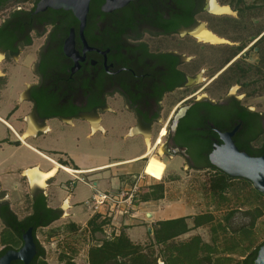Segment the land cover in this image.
<instances>
[{"label": "flooded vegetation", "instance_id": "obj_1", "mask_svg": "<svg viewBox=\"0 0 264 264\" xmlns=\"http://www.w3.org/2000/svg\"><path fill=\"white\" fill-rule=\"evenodd\" d=\"M104 1L94 5L90 2L83 33L74 15L75 24L61 16L54 20L44 17L49 9L33 19V29L27 34L32 37L35 33L42 38L35 53L36 78L26 89L33 113L41 118L81 119L90 126L93 124L98 133L105 129L106 115L124 118L132 123L126 127L127 131L150 135L151 147L157 145L167 158L179 159L180 168L209 175L216 172L211 167L210 154L223 144L220 133L236 128L232 140L240 151L254 157L264 155V113L246 106L232 93L214 100L199 95L201 90L194 91L179 97L171 110L166 107L168 95L188 90L203 79L193 72L197 68L195 57L182 50L186 47L194 52L203 51L209 45L199 40L195 31L204 21L202 15L215 14L212 0H188L183 4L174 0H133L108 12L102 10ZM207 24L205 27L212 31ZM73 30L76 60L64 51L65 41ZM21 34L17 37H27ZM168 40L178 43L179 49L167 47ZM11 43L14 51L0 48L4 60L14 59L22 51L23 44L16 38L3 46ZM32 45L33 41L27 46ZM184 106L189 107L174 126L175 116ZM242 109L249 113L241 115ZM167 116L165 127L161 125L155 132V126ZM163 128L167 130L165 136L161 135ZM160 136L164 141L156 143ZM3 204L0 200V257L8 250H19L29 228L34 236L32 226L26 228L25 223L17 222L27 215H17L18 220H12L17 230L6 229ZM11 264L25 263L15 260Z\"/></svg>", "mask_w": 264, "mask_h": 264}, {"label": "rangeland", "instance_id": "obj_2", "mask_svg": "<svg viewBox=\"0 0 264 264\" xmlns=\"http://www.w3.org/2000/svg\"><path fill=\"white\" fill-rule=\"evenodd\" d=\"M216 1L220 5L228 6L232 12L223 14L209 12L202 15L201 20H204L202 24L206 25L208 23L207 25L212 31L215 29L217 30V33H222V38L226 40L214 45L207 43L209 45L205 47L203 51L200 50L194 52L193 50H187L186 47L185 49L183 48L182 51L184 53L191 54V56L195 57L197 68L194 69L193 72H198L201 79H203L196 86L188 90L168 95L165 102L166 107L171 110L172 107L176 105L179 97H186L194 91L197 92L201 90L199 95L203 94L214 100H218L227 93H232L240 98L241 102L246 106L264 113V90L258 94L250 96L248 93L253 87L251 86L246 89L243 88V82H246L249 79L253 80L257 77L256 71L264 59V41H258L260 35L264 33V0H241V3L238 5L239 9L234 8V6H237L238 0ZM31 7L32 3L28 2L18 4L15 7L4 11L0 14V24L9 16L11 10L15 8L30 9ZM242 11L244 12V14H242L243 17L240 16ZM242 25L245 26L242 27ZM261 30L262 32L256 36ZM37 35L38 34L32 33V46L28 47L21 45L22 51L20 53L21 57H19V61V58L13 60V58L10 57L4 60L3 56L0 59V68L4 71H9L11 81L17 85H22L25 81L31 82L36 78L33 74L34 60L36 58L35 53L42 42V38L37 37ZM166 45L169 48L179 49V44L171 40H168V44ZM240 45H244L241 50L237 49V46ZM242 71H246V77H242L240 76L241 74L237 73ZM14 96L15 95H13V97ZM105 117V123L108 127H114L117 125L121 128L120 124L126 121L124 118H115L111 117V115H106ZM168 118L169 116H167V118H165V120L158 126H155V132L159 126L163 125V127H165ZM75 125L76 126L70 131L65 128L66 132H78L81 133V135H85L89 132L88 125L82 120H76ZM101 136L100 133H97L92 140L95 147L103 146V144H105L103 142L105 139L102 140ZM146 136H148V138H146L145 144L141 139L137 141L132 140L129 142L130 145L127 144L125 150L131 152H143L145 149L148 150L153 144L151 136ZM163 141L164 137L162 138V142ZM106 142L110 147L111 155L116 154V149H118L119 146L116 144L117 141L115 134L110 135L108 139H106ZM121 144L119 142V145ZM94 149L97 152H100L96 148ZM125 150L120 149L119 151L121 154L122 152L127 154ZM154 153L159 155V157L168 164V168L160 181L143 174V177L141 178L143 182L140 181L136 183L139 186L138 190H140L138 197L141 196L142 192L146 190L148 185L153 184V186H159L160 184H163L164 197L159 201L162 210L160 215L162 217H184L186 218L187 225L190 227L188 232L170 240V244L187 242L194 236H199L202 241L207 242L211 247L216 248V251H213V253L206 249L204 252H200V256L207 253H211L213 257L229 255L227 250L225 251V248H228L227 244L232 240V236L234 238V231L240 232V229L248 226L252 222L256 207L264 209V199L257 197L256 194L253 193V184L249 185L240 180L232 181L231 188L225 195L226 199H220L209 191L208 178L210 175L208 172L180 168V160L167 158L163 154L161 147H157ZM146 162L147 158H145L141 164H145ZM1 175L2 171L0 172V176ZM83 177L87 181L92 180V183L94 179H97L100 182L99 189L104 190L110 189L112 187V182L115 179L111 170L98 172L97 177L91 180L88 175ZM69 179H71L70 175L61 169L57 181L64 183L65 180ZM75 181L77 182L75 199L78 198L83 200L85 197L91 195V191L85 187L81 181ZM2 183L7 185L8 189L13 190V180L6 182V178H3ZM0 196H3V193ZM25 198L27 200L29 197L27 196ZM83 205V203H79L76 206L73 205L74 209L72 208L71 212L77 214V212L74 211L77 210L80 213H84L83 217L86 218L87 214L83 210ZM23 206L25 207V203ZM18 212L19 214H23V211L21 210ZM75 213H72L73 216L68 217L67 219L64 216L53 222L50 226L40 228L37 231V239L45 249L44 259L48 264H64V260L61 261L62 257L72 258L76 264H88V251L90 246L100 243L95 236L91 235L89 228L86 226L79 225L80 227L75 230L68 227V224L70 223L69 218L76 221L80 219ZM208 216H212V219L209 220ZM197 217H202V219H200L202 224L195 225L194 218ZM1 227L2 225L0 223V228ZM113 228L116 230V227H114L111 222H108L104 226V229L106 230L104 231V234L102 235L98 233L97 236H99V238H104L118 235L119 233L115 234ZM128 234L132 240L143 242L142 245L145 246L150 244L153 239V233L149 235V228L145 229V226L143 225L131 228ZM237 234L238 235L233 239V242L236 243L234 244L235 246L240 242V245L237 248L241 250L248 244L247 240L250 237L247 235V231L245 233L246 235L240 233ZM252 236L253 240L250 244L251 248L256 247L264 241V211L261 216L255 218ZM155 249L158 251V246L155 247ZM239 250H236V253L229 255L233 260L230 264L242 259L248 252L247 248L238 252ZM181 257L182 259L179 258L180 261H178V264H201L193 248L184 250ZM203 258L205 259V256ZM224 260L225 259H221L217 264H226ZM158 261H162L161 258H159ZM207 263L208 261L204 264Z\"/></svg>", "mask_w": 264, "mask_h": 264}, {"label": "crops", "instance_id": "obj_3", "mask_svg": "<svg viewBox=\"0 0 264 264\" xmlns=\"http://www.w3.org/2000/svg\"><path fill=\"white\" fill-rule=\"evenodd\" d=\"M19 57L21 56H16L13 60H17ZM29 83L25 81L22 85L15 84L10 79V72L0 68V172L2 171L0 195L3 193L0 200L9 203L10 208L22 217L31 213L30 201L34 195L43 192L47 197L48 206L59 209L61 213L59 219L64 216L66 219L73 216L72 213H75L71 212L73 205L83 203V210L87 214L86 218L83 217L84 213L74 210L77 212L75 215L80 219L76 221L69 218V221L78 226L87 227L88 221L96 215L92 207V197L96 191H120L131 188L137 182L142 181L145 164H141V162L144 161V154L147 150L131 152L126 151L125 147L132 140L141 139L146 143V136L134 134L131 130L127 131L125 127L132 125L128 121L120 124L121 128L117 125L108 127L105 124V129L99 132L102 135L101 139H105L103 141L105 144L95 147L92 140L98 132L94 130L93 124L90 126L88 122L82 120L88 125L89 132L85 135L78 132L69 133L68 131L76 126V120L81 119H63L56 116L41 118L33 113L32 103L26 97ZM13 95L15 96L13 97ZM65 128L68 129L67 132ZM114 134L119 147L116 149V154L111 155L106 139ZM119 142L123 145H119ZM120 149H124L127 154L124 152L121 154ZM62 166H67L72 171L69 172ZM61 169L71 177L64 183L57 181ZM107 170H111L115 178L112 187L106 190L99 189L100 182L94 178L97 177L98 172ZM29 171L35 173L33 176L35 180L29 177ZM43 173L49 175L43 180L44 183H40ZM82 175H88L90 180L94 179L93 183L92 180L87 181ZM76 177H80L82 180H78ZM3 178H6V182L13 180V190L8 189L7 185L2 183ZM75 180L81 181L91 191V195L89 194L90 196L83 200L75 199L77 187ZM152 187L153 184L148 185L141 195L147 194ZM139 191L136 193L135 200H138V203L135 202L133 213L118 216L112 223L116 227V230L113 228L115 234L123 230L130 237L128 232L131 228L143 225L145 229L149 228V235H151L156 222L174 218L160 215L162 210L159 201L161 199L142 200L141 196L138 197ZM27 196L29 198L26 200ZM20 210L23 211V214H19ZM104 231L106 230L104 229Z\"/></svg>", "mask_w": 264, "mask_h": 264}, {"label": "trees", "instance_id": "obj_4", "mask_svg": "<svg viewBox=\"0 0 264 264\" xmlns=\"http://www.w3.org/2000/svg\"><path fill=\"white\" fill-rule=\"evenodd\" d=\"M39 0H0V14L12 7H15L18 4L22 3H32V7L30 9H13L9 13V16L0 24V48L4 51H14L15 47L11 45L3 46L4 42H10L11 40L16 38V40L22 42L23 45H31L32 44V37L27 34V32L33 29L32 21L35 17L42 14H34L35 5ZM178 3H185L188 0H174ZM95 2L101 3L103 0H92L91 5H94ZM241 0L237 1V6H234L235 9H239V4ZM93 7L91 6V10ZM243 9V8H241ZM244 12L240 13V16L243 17ZM49 18L51 20L58 19L60 16L64 18H69L71 22L74 24L76 23V19L73 16L71 11H64V10H52L49 9L44 17ZM239 24V23H238ZM242 24V23H241ZM240 24V26H241ZM245 25H242L244 27ZM264 29V28H263ZM262 29V30H263ZM259 31L256 36H258L261 32ZM217 32V30L214 29ZM25 33L27 37L23 38L18 36L17 34ZM219 33V32H218ZM222 34V33H221ZM264 41V34L258 41ZM260 41V42H261ZM244 45L237 46L239 50L243 48ZM18 50H16V53ZM11 55V54H10ZM228 62V61H227ZM241 74L240 76L246 77V71L237 72ZM257 77L253 80H248L244 83L243 88H249L250 92L248 93L250 96L258 94L259 92L264 90V59L262 64L259 66L258 70L256 71ZM241 115H245L249 113L246 109L239 110ZM256 114L257 113H251ZM216 172L209 176L208 178V188L209 191L216 197L220 199H226L225 195L229 191L232 185V181L240 180L246 184L252 185V183L245 179V178H235L231 177L225 172L221 171L215 166H212ZM254 194L257 197L264 199V194L257 191L255 188H252ZM164 197V186L160 184L159 186H153L151 190L144 195H141L140 199L142 200H157L162 199ZM138 200H135L137 202ZM31 203V213L27 215L22 220H18L17 214L10 208L9 203L3 204L2 208L6 214L2 216L3 222L6 225V229H16L15 223L12 220H18L19 224L25 223L26 228L28 226L33 227L34 237L37 244V254L31 264H48L44 257H45V249L37 239V231L40 228H44L50 226L53 222L58 220L61 217V213L59 209L52 208L48 206L47 197L43 192H39L34 195ZM138 203V202H137ZM264 203V200H263ZM264 205V204H263ZM264 209L260 207L255 208V215L253 216L252 222L248 225L240 229L239 231H234L235 235L234 238L237 237V233L242 235H246V231L248 232V236L250 237L247 241L248 244L243 247L248 249L247 254L245 256L236 261L233 264H253L254 260L257 257L258 250L260 246L264 243H260L256 247L251 248V241L253 240V228L255 224V218L261 216L263 214ZM212 216H208L209 220L212 219ZM202 217L194 218L195 225H200L202 222L200 221ZM110 222L109 219L102 218L99 214L94 215L87 224V228L91 235L95 236L96 239L100 241L97 245H92L88 251V264H159V258L164 262V264H178L179 258L182 259V253L184 250L192 249L195 250V254L201 264H204L208 261L207 264H217L218 261L221 259H225L224 261L226 264H230L233 260L230 258V254L236 253L237 248L240 245V242L235 246L232 240L227 244V250L229 255L226 256H212L211 253H207L205 255L200 256V252H204V250H208L209 252L216 251L215 247H211L210 244L201 240L199 236H194L191 240L187 242H181L179 244H170V240L188 232L190 227L187 225L186 218L179 217L167 220H161L155 223V228L152 234V241L148 245H142L141 243H136L131 240V238L124 232L123 230L118 234L112 237H102L99 238L97 236L98 233L104 234V226ZM70 229H78V226L74 222H70L68 224ZM20 233V232H19ZM95 239V238H94ZM159 248L156 251L155 247ZM241 249V250H243ZM239 250L238 252H240ZM205 256V260L203 257ZM178 259V260H177ZM64 260V264H76V262L72 258H65L62 257L61 261ZM223 261V263H224Z\"/></svg>", "mask_w": 264, "mask_h": 264}, {"label": "water", "instance_id": "obj_5", "mask_svg": "<svg viewBox=\"0 0 264 264\" xmlns=\"http://www.w3.org/2000/svg\"><path fill=\"white\" fill-rule=\"evenodd\" d=\"M130 1L133 0H105L102 10L105 12L112 11L125 6ZM90 2L91 0H39L35 5L34 13L43 12L50 8L71 11L79 21L81 33H83ZM64 51L68 56L73 57L75 60L78 59L76 57L78 52L74 48V30L65 41ZM0 55L3 56L2 53ZM188 107L184 106L180 109L179 113L175 116L174 126L177 125ZM235 131L236 128L230 132L220 133L223 144L218 145L211 152L210 162L231 177L249 180L257 191L264 194V155L254 157L244 151H240L232 140ZM23 240V246L19 250H8L0 257V264H11L15 260H21L25 264H28L32 261L37 251L32 228H29L24 233ZM253 264H264V243L260 246Z\"/></svg>", "mask_w": 264, "mask_h": 264}, {"label": "bare ground", "instance_id": "obj_6", "mask_svg": "<svg viewBox=\"0 0 264 264\" xmlns=\"http://www.w3.org/2000/svg\"><path fill=\"white\" fill-rule=\"evenodd\" d=\"M212 10L216 13V14H223V13H231L232 11L229 9L228 6H220L218 3L215 2V0H212ZM195 35L196 37L203 41V42H208V43H212V44H216L219 42H223L225 41V39L217 36L216 34H214L212 31L208 30L205 27V24H202L196 31H195ZM2 58V55H0V59ZM167 130L166 128L162 129V136H165ZM146 138H148V136H146ZM162 138L160 137L159 140L156 143L161 142ZM157 145L153 146V147H149L148 150L145 152L144 156L145 158H147V162L145 163L144 166V173L147 174L150 177H153L157 180H160L163 178L167 168H168V164L162 160L159 155H156L154 153L155 149ZM156 147V148H155ZM65 170L71 172L72 169L67 167V166H62ZM55 171V170H54ZM28 175L30 178H32L33 180H35V178L33 177L35 175V173L33 171H29ZM49 174H45L43 173L41 175V179H40V183H44V179L48 176ZM160 264H163V262L161 261Z\"/></svg>", "mask_w": 264, "mask_h": 264}, {"label": "built area", "instance_id": "obj_7", "mask_svg": "<svg viewBox=\"0 0 264 264\" xmlns=\"http://www.w3.org/2000/svg\"><path fill=\"white\" fill-rule=\"evenodd\" d=\"M150 178L155 179L153 177ZM76 179L82 180L80 177H76ZM138 187L139 186L135 184L131 188L121 189L120 191L115 192L96 191L92 197V207L94 212L99 214L102 218L109 219L111 224L118 218V216L132 214L135 209L136 193L139 191Z\"/></svg>", "mask_w": 264, "mask_h": 264}]
</instances>
